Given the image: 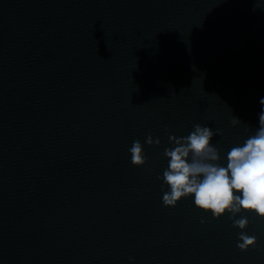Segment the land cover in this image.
Here are the masks:
<instances>
[{
    "label": "water",
    "instance_id": "obj_1",
    "mask_svg": "<svg viewBox=\"0 0 264 264\" xmlns=\"http://www.w3.org/2000/svg\"><path fill=\"white\" fill-rule=\"evenodd\" d=\"M261 98L264 0H0V264H264V218L162 202L169 137L226 167Z\"/></svg>",
    "mask_w": 264,
    "mask_h": 264
},
{
    "label": "clouds",
    "instance_id": "obj_2",
    "mask_svg": "<svg viewBox=\"0 0 264 264\" xmlns=\"http://www.w3.org/2000/svg\"><path fill=\"white\" fill-rule=\"evenodd\" d=\"M259 103L264 108V98ZM240 123L233 117L234 126ZM218 131L196 124L186 137H169L174 147L164 150L169 162L162 179L170 190L164 193L162 202L166 207H175L182 197L194 195V203L199 209L210 212L215 218L228 213L233 226L243 230L249 221L246 216L236 219L242 211L264 218V110L259 114L255 135L228 152L226 167L218 163V149L210 143ZM146 143L159 145L160 140L154 141L148 136ZM129 151L134 166L145 164L146 157L139 140L133 142ZM255 244V236L243 231L239 233L237 247L241 251H247Z\"/></svg>",
    "mask_w": 264,
    "mask_h": 264
}]
</instances>
